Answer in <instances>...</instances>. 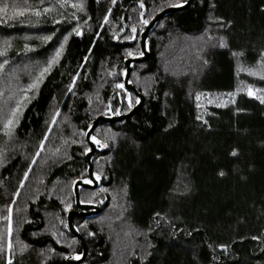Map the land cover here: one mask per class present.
I'll return each mask as SVG.
<instances>
[{
	"label": "trees",
	"instance_id": "obj_1",
	"mask_svg": "<svg viewBox=\"0 0 264 264\" xmlns=\"http://www.w3.org/2000/svg\"><path fill=\"white\" fill-rule=\"evenodd\" d=\"M186 1L0 0V63L8 61L0 71V264L81 257L67 212L75 181H89L86 132L98 116L137 104L116 87L125 61L142 54L140 35L156 14ZM62 44L59 62L27 93L5 135L20 89ZM146 49L128 79L143 106L100 122L90 136L105 146L94 143L97 186L80 188L79 200L101 211L72 219L86 247L80 264H264V103L237 91L240 68L264 53V0H192L155 23ZM252 86L264 97V79ZM229 93L234 101L203 105Z\"/></svg>",
	"mask_w": 264,
	"mask_h": 264
},
{
	"label": "water",
	"instance_id": "obj_2",
	"mask_svg": "<svg viewBox=\"0 0 264 264\" xmlns=\"http://www.w3.org/2000/svg\"><path fill=\"white\" fill-rule=\"evenodd\" d=\"M192 0H187L184 4L181 6H172L167 9L162 10L158 14H156L151 21L146 25L144 30L142 31L140 35V45H141V52L142 54L138 57H132L129 58L125 61V76L123 80V87L126 89H129L132 91L137 97H138V102L137 104L127 113L118 115V116H98L97 118L94 119L92 122L91 126L86 132L85 139L89 145V151L86 153V160L88 164L87 168V173L89 177V181H82V180H77L75 181L73 185V190H74V199H75V207L70 209L67 212V225L70 230V232L75 235L76 237L79 238L81 245H82V255L79 260L75 259H67L65 264H80L83 259L85 258L86 255V247L85 244L80 236V234L76 231V229L73 226L72 219L74 216H89V215H97L100 213V209L96 205H91V204H85L81 203L79 200V189L80 188H88V189H94L97 186V180L94 177L93 174V165L91 162V156L94 150L96 149V146L94 142L90 139L91 133L93 130L97 127V125L100 122H106V123H113V122H118L122 121L123 119H126L130 116H132L137 110H139L144 102H145V97L138 93L134 86L128 82L129 79V74L131 71V64L132 63H138L141 61L146 60L149 57V52L146 49V38L149 34V31L151 28L155 25V23L160 20L163 16L166 14L173 12V11H181L188 7L191 4Z\"/></svg>",
	"mask_w": 264,
	"mask_h": 264
},
{
	"label": "snow or ice",
	"instance_id": "obj_3",
	"mask_svg": "<svg viewBox=\"0 0 264 264\" xmlns=\"http://www.w3.org/2000/svg\"><path fill=\"white\" fill-rule=\"evenodd\" d=\"M114 2H115V0H113V3ZM61 6L63 7L64 5L61 4ZM176 6H181V5H176ZM72 7L73 8H76L79 11H83L84 10V6H83L82 3H74V4H72ZM140 7L141 8L144 7L143 3L140 4ZM4 10L5 9H0V11H4ZM49 11H52V9H50V8H45L44 9V13H47ZM17 14L24 15L23 12H19ZM34 14L37 15V16L41 15V13L39 11H36ZM73 15H75V13H73ZM104 20H105V22H107L108 17L105 16ZM56 23H59V21H56ZM144 23H147V21H144ZM133 31H135V29H133ZM74 32H75L76 35H82V33L79 30V28L74 29ZM43 39L45 41H48V40L51 39V37H44ZM67 39H68V37H65V43L67 42ZM6 46H7V42H6ZM219 46L220 47H226L227 46L225 44L223 38H220ZM63 48H64V45L62 44L61 47H60V49H58L56 51L55 55L52 58L49 59V61L46 64V66L43 67L40 70L39 75L36 77V79L33 81V83L29 84L24 89H20V99H17L16 100L15 107L11 109L10 118H8L7 121L3 125V127L5 129V135H11V132H12V129H13L14 125L18 122L17 117H18V114L21 111V108L24 106V102L30 100V97L27 95V93L30 92V91H32V90H37L39 88V85L43 82V79L46 76V74L50 73L51 69L59 62V59H60V57H61V55L63 53ZM25 49L27 51H30L31 50L30 48H28L27 45L25 46ZM4 55H6V51H0V56H4ZM129 55H131V54L129 53ZM233 55H238V54L237 53H233ZM261 59L264 60V53H261ZM7 63H8L7 60H5L3 63H0V71H3L4 66ZM205 63H207V62L205 61ZM250 74H254V73H250ZM261 78L264 79V76H261ZM74 83H75V79L73 80V84ZM116 87L117 88H123V85L122 84H117ZM69 91H71V86L69 87ZM2 95H3V93H0V96H2ZM201 95L202 94H197V96H196L197 101H199L201 99ZM227 95L230 96V97H232L233 98V101H234L235 94L229 93ZM248 95L249 96H253L254 95L252 89H249ZM14 98H15L14 96H10L9 97V99H14ZM256 98L259 99L261 103H264V97L257 96ZM199 106L200 105L198 104L197 107H199ZM130 107H131V105H130ZM58 115H59V112H57L55 114V116L53 117V119H52V123L53 124L55 123L56 116H58ZM197 119H201V117L198 116ZM45 139H47V136H45ZM92 139H93V142L96 143V144H99L100 147H104L105 146L103 144H100L99 140H97L95 137H93ZM40 147H41V150H42L43 149V141H41ZM36 155H39V152H37ZM232 155L235 156V155H237V153L234 151L232 153ZM33 162H35V161H33ZM27 175L28 174L25 173V178H27ZM220 175L223 176L224 173L221 172ZM21 186H23V182H22V185ZM17 195H19L18 192H17ZM157 215H159V214H157ZM6 219H7V223H8L7 234H8V237H9L8 248L11 251V248H12L11 239H10L11 236H12V208L11 207L8 209V216L6 217ZM61 223H63V221H61ZM89 235H92V233H89ZM254 239H255V237H254ZM73 243H76V241H73ZM24 247H26V246H24ZM23 250H24V248L22 247L21 248V251H23ZM67 258L68 257H66V259ZM70 258L71 259H75V260H79L80 259V256L79 255H76V256H73V257H70ZM7 264H12V260L9 259L8 262H7Z\"/></svg>",
	"mask_w": 264,
	"mask_h": 264
},
{
	"label": "rangeland",
	"instance_id": "obj_4",
	"mask_svg": "<svg viewBox=\"0 0 264 264\" xmlns=\"http://www.w3.org/2000/svg\"><path fill=\"white\" fill-rule=\"evenodd\" d=\"M239 71L242 77L237 91L246 92L248 94L249 89H252L254 93L253 96L257 97L262 95L259 89H256L252 86V81L254 79L261 78V76H264V60L260 58L254 65L242 66ZM229 98L230 96L228 95L212 96L204 99L203 101L205 102L203 103V105L208 103L225 104L229 101Z\"/></svg>",
	"mask_w": 264,
	"mask_h": 264
}]
</instances>
